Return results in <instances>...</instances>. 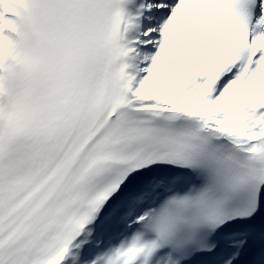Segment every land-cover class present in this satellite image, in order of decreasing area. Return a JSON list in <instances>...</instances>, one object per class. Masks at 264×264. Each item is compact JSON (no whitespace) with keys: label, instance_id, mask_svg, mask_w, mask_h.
<instances>
[{"label":"snow or ice","instance_id":"obj_1","mask_svg":"<svg viewBox=\"0 0 264 264\" xmlns=\"http://www.w3.org/2000/svg\"><path fill=\"white\" fill-rule=\"evenodd\" d=\"M0 264H264V0H0Z\"/></svg>","mask_w":264,"mask_h":264}]
</instances>
